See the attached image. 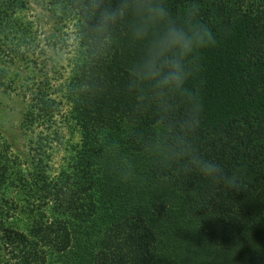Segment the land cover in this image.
Wrapping results in <instances>:
<instances>
[{"label":"trees","instance_id":"obj_1","mask_svg":"<svg viewBox=\"0 0 264 264\" xmlns=\"http://www.w3.org/2000/svg\"><path fill=\"white\" fill-rule=\"evenodd\" d=\"M45 1L58 22L82 24L71 0ZM165 2L178 19L189 3H197L199 19L215 35V46L196 57L189 82L200 104L191 140L202 157L235 174L241 190L148 154V125L163 118L165 103L174 105L172 119L182 118L186 105L129 92L128 69L144 49L121 23L114 40L89 34L73 52L74 81L67 82L64 95L72 132L79 135L72 172L43 173L46 139L23 156L10 153L14 138L0 143V231L16 264L19 255L23 259L18 247L31 244L24 231L2 225L16 211L25 214L16 222L47 244L59 231L82 240L86 225L92 226L96 235L85 241L92 260L85 264H264V0ZM30 39V23L23 25L8 0H0V53L17 52ZM36 97L38 114L54 110V99ZM124 158L132 164L127 178ZM33 196L38 201L29 207ZM189 200L198 202L192 213ZM47 210L61 223L58 229L47 226ZM189 224L196 228L185 230Z\"/></svg>","mask_w":264,"mask_h":264},{"label":"rangeland","instance_id":"obj_2","mask_svg":"<svg viewBox=\"0 0 264 264\" xmlns=\"http://www.w3.org/2000/svg\"><path fill=\"white\" fill-rule=\"evenodd\" d=\"M8 2L23 25L30 23L31 39L17 52L0 53V131L2 132L0 143L5 136H8L9 140L14 138L15 148H10V153L18 152L23 156L27 153L28 146L31 149L37 142L43 143L46 139L50 148L45 153L46 167L43 173L58 177L59 173L66 169L72 172L69 163L74 155L73 144L79 140V135L72 132L73 122L68 116L69 106L64 100L67 82L74 81L73 77H70V67L76 47L72 36L76 30L75 24L73 20L58 22L45 0H8ZM233 23L224 27L230 29ZM36 95L44 96L48 100L54 99V110L46 114H38ZM94 105L96 108L93 110V115L97 111V104ZM148 126L153 132L146 141L151 144L155 129L154 124ZM23 163L21 164L25 167ZM29 198L33 201L26 202L29 207L32 206L31 203L36 204L38 201L37 196ZM194 204L198 202L193 203L189 200L186 207V209L191 208V213ZM179 207L182 208L183 205ZM177 209V207L173 208L179 212ZM47 212L48 215L45 216L47 226L49 229H58L61 223L52 220L48 210ZM22 214L16 211L14 217L9 216L4 224L2 222L6 227L13 224L15 230L24 231L31 239V244L25 241L23 247H18L23 253V259L19 255L17 263L24 264L30 259L32 264H74L76 259H80L79 264H85L92 260L90 244L88 247L85 242L96 235L92 226L86 225V236L82 240L72 241L70 236L63 238V234L59 231L53 234V239L49 238L51 243L47 244L44 240L40 241L39 238L29 234L28 230H25V224L16 222V217L24 218ZM27 224L30 225V222ZM187 227L185 230L196 228L195 225L190 224ZM5 242L3 232L0 231V264H16Z\"/></svg>","mask_w":264,"mask_h":264},{"label":"clouds","instance_id":"obj_3","mask_svg":"<svg viewBox=\"0 0 264 264\" xmlns=\"http://www.w3.org/2000/svg\"><path fill=\"white\" fill-rule=\"evenodd\" d=\"M71 6L82 22L72 33L74 45L79 47L93 33L114 40L116 26L126 23L129 38L144 49L142 57L128 69L129 92L140 99H179L186 105L183 117L172 119L174 105L170 108L165 103L163 118L154 121L148 154L167 165L180 162L186 172H199L231 191H240L237 176L202 157L191 140L200 123V104L189 82L198 54L216 44L209 26L199 19L198 4L189 3L180 19L165 0H71ZM178 111L175 109L176 114ZM124 163L127 178L132 174V164L127 158Z\"/></svg>","mask_w":264,"mask_h":264}]
</instances>
